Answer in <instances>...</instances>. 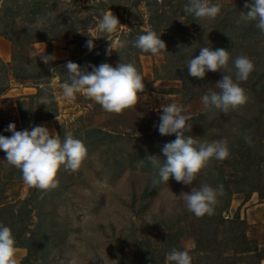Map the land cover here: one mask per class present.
Segmentation results:
<instances>
[{
	"label": "rangeland",
	"instance_id": "374dc122",
	"mask_svg": "<svg viewBox=\"0 0 264 264\" xmlns=\"http://www.w3.org/2000/svg\"><path fill=\"white\" fill-rule=\"evenodd\" d=\"M219 2L220 14L208 20L185 15L187 0H0V134L11 135L9 122L17 130L43 124L61 138L71 131L87 148L81 167H61L50 189L24 182L0 150V223L13 232L17 264H168L173 248L189 251L192 264H259L264 251L240 253L243 227L220 216H240L237 203L253 193L264 199V33L240 19L251 0ZM108 11L122 24L111 34L96 27ZM148 30L161 34L165 50L153 55L133 46ZM201 46L228 50L229 68L240 55L253 61L248 79L238 82L248 96L244 105L227 113L204 108L202 95L219 91L223 73L235 75L232 69L190 76L186 62ZM69 60L134 63L144 79L141 99L114 113L83 92L64 97ZM45 94L49 102L42 103ZM173 102L186 106V135L228 142L229 156L210 160L191 185H223L210 216H195L177 197L191 186L171 178L152 183L165 159L162 146L175 139L157 128L161 105Z\"/></svg>",
	"mask_w": 264,
	"mask_h": 264
},
{
	"label": "clouds",
	"instance_id": "9594fccd",
	"mask_svg": "<svg viewBox=\"0 0 264 264\" xmlns=\"http://www.w3.org/2000/svg\"><path fill=\"white\" fill-rule=\"evenodd\" d=\"M247 12L240 11V19L254 21L255 26L264 33V0H251L245 3ZM185 15L195 19H215L221 12L219 0H187L184 5ZM122 25L119 19L111 12H104L96 18V27L105 34H111ZM122 41L121 46H126ZM134 47L143 52L155 55L166 49L161 34L154 30L141 32L131 42ZM93 39L86 41V47L91 51L94 48ZM191 47V46H190ZM111 45L109 46L110 51ZM46 59H55L47 55ZM230 53L224 48L201 46L199 54L191 56L186 62L188 74L203 79L207 72L232 71L231 75L223 73L215 87L219 91L209 90L202 95L201 100L205 109H216L227 113L244 105L248 96L238 83L248 79L254 70V63L247 55H240L231 59ZM91 67V71L88 68ZM67 79L61 84L62 95L68 99L74 98L78 92L99 103L108 112L120 113L123 110L136 106L143 93L145 85L142 75L132 62H120L115 66L109 63L82 66L71 60L65 66ZM42 103L49 102L45 94L40 98ZM158 131L161 135L175 134V139L166 142L162 148L165 159L160 164L158 176L152 178V183H164L174 179L184 185L191 186L197 174L212 159L223 160L229 156V146L226 140L205 141L186 135L191 131V124L184 114L186 106L178 103L161 105ZM5 131L10 136L0 134V150L5 153V159L10 165L21 171L22 179L30 186L39 189L55 188L59 184L58 172L65 170H78L87 156V148L83 141L76 138L71 131L64 133L63 138L55 130L45 125H35L30 129L17 130L13 122H9ZM246 142L248 137H245ZM154 164L160 159L149 156ZM223 185L215 187L202 184L199 187L191 186L188 192L182 191L177 197L184 201L188 211L200 217L212 215L218 203V197L223 195ZM175 195V194H174ZM192 256L187 250L177 248L166 253L168 264H192ZM0 264H17L16 242L11 228L0 223Z\"/></svg>",
	"mask_w": 264,
	"mask_h": 264
},
{
	"label": "crops",
	"instance_id": "0c3cea01",
	"mask_svg": "<svg viewBox=\"0 0 264 264\" xmlns=\"http://www.w3.org/2000/svg\"><path fill=\"white\" fill-rule=\"evenodd\" d=\"M234 211L246 222V235L257 240L261 251H264V199L253 193L247 200H240ZM260 264H264V257Z\"/></svg>",
	"mask_w": 264,
	"mask_h": 264
},
{
	"label": "trees",
	"instance_id": "16d2710c",
	"mask_svg": "<svg viewBox=\"0 0 264 264\" xmlns=\"http://www.w3.org/2000/svg\"><path fill=\"white\" fill-rule=\"evenodd\" d=\"M229 193L232 194L231 191ZM220 220L222 222L224 221L225 224H226V222L230 221V223L233 225V227L234 226L243 227L242 228V230H243V238L246 241L247 245H246V247H244V249H242V251L240 253H243V254H255L256 252H259V245H258L257 241L248 238V236L246 235V232L244 231V229L246 230V228H247L246 222L244 220H242L239 215H237L236 218L230 219V220L224 219V218H222L220 216ZM206 226H211V224L209 225V222H208L206 224ZM234 228H236V227H234ZM196 238H197L198 247H200V245L202 243V238L200 236H197ZM260 261H261V258H260ZM260 261H259V264H260Z\"/></svg>",
	"mask_w": 264,
	"mask_h": 264
}]
</instances>
